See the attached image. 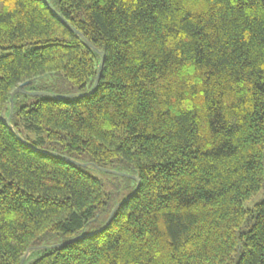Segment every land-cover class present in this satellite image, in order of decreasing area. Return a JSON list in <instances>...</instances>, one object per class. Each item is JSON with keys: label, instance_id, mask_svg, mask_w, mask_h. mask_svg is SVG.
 Returning <instances> with one entry per match:
<instances>
[{"label": "trees", "instance_id": "trees-1", "mask_svg": "<svg viewBox=\"0 0 264 264\" xmlns=\"http://www.w3.org/2000/svg\"><path fill=\"white\" fill-rule=\"evenodd\" d=\"M46 1L0 0V264H264V0Z\"/></svg>", "mask_w": 264, "mask_h": 264}, {"label": "rangeland", "instance_id": "rangeland-1", "mask_svg": "<svg viewBox=\"0 0 264 264\" xmlns=\"http://www.w3.org/2000/svg\"><path fill=\"white\" fill-rule=\"evenodd\" d=\"M49 83L50 85L56 86L54 92H57L60 94H66L69 91V87H67L66 84L63 83L60 78H58L57 80L51 79ZM76 158L78 161L83 162V163L89 160L87 156L76 157ZM88 172L95 178L102 181L104 185L105 193L109 194V193H112L115 189H120V192H119L120 194L117 195V198L115 199V201L117 202V200H119V202H122L121 200L124 198L123 195L125 193L123 190L124 189L123 184L125 182L124 178H120V176L117 174L108 173V172L99 170L97 168H89ZM263 196H264V189L258 195L254 196L252 199L246 201L244 203V208L253 209L256 206V204H258L263 199ZM92 228H93L92 226L89 227L88 229L89 233H91ZM64 243H65V237L57 236L54 239L50 240L47 245L56 246V245H60ZM37 253L38 251H34V258H38L39 254Z\"/></svg>", "mask_w": 264, "mask_h": 264}, {"label": "water", "instance_id": "water-1", "mask_svg": "<svg viewBox=\"0 0 264 264\" xmlns=\"http://www.w3.org/2000/svg\"><path fill=\"white\" fill-rule=\"evenodd\" d=\"M45 3L48 5V7L51 9V11L53 12V14L59 19V21L65 26L67 27L71 32L73 33H78L73 27L72 25L67 22L60 14H58V12L49 4V2H47L46 0H44ZM101 57H102V61L100 63V66H99V71H98V76H97V79H96V84L95 86L98 85L99 81H100V74H101V71L103 70V67H104V64H105V59H106V55L104 53H100ZM30 83H25L21 86H19L17 89L14 90V92L12 93L11 95V103H12V109H13V98L15 95L17 94H24L25 93V87L28 86ZM38 96H42V95H47V96H50L54 99H61L63 96H58V95H54V94H41V93H37ZM2 120L4 122V124H6V126H8L10 129H13L12 125H11V117L9 118H5L4 115H2ZM17 136V138L23 143L25 144L26 146L30 147L31 149H34L38 152H41V153H44V154H49V155H53L52 153L50 152H45V151H41V150H38L36 149L35 147H33L32 145H30L28 142H26L24 139H22V137L16 133L15 134ZM74 162V161H73ZM81 166L83 167H86V165L84 164H81ZM95 168L99 169V170H102V171H105V172H108V173H114L110 170H107V169H102V168H98L96 166H94ZM114 174H117L119 176H128V177H131L133 178L134 180H136L138 182V188L140 186V179L138 177H133V176H129V175H126V174H122V173H117L115 172ZM138 188L136 189V191L138 190ZM128 200V199H127ZM126 200V201H127ZM125 201V202H126ZM120 205H117L113 212H112V215L110 216V219L108 220V222L106 223V225L100 229L98 232H102V231H105L109 225L111 224V221H112V218H113V215L115 214V212L117 211V209L119 208ZM86 235H81V236H78V237H75L74 239L68 241L66 244H70V243H73V242H76V241H79L80 239L84 238ZM64 244V245H66ZM30 253H28L25 257V259L29 256ZM25 259L23 260L22 264L25 263Z\"/></svg>", "mask_w": 264, "mask_h": 264}]
</instances>
